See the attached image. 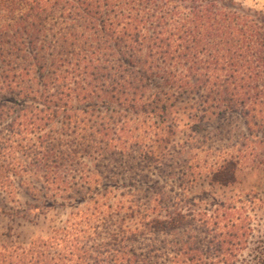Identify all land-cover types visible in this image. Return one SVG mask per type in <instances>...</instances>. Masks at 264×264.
I'll return each instance as SVG.
<instances>
[{
  "label": "trees",
  "instance_id": "trees-1",
  "mask_svg": "<svg viewBox=\"0 0 264 264\" xmlns=\"http://www.w3.org/2000/svg\"><path fill=\"white\" fill-rule=\"evenodd\" d=\"M195 97L204 106L198 122L208 112L225 118L264 105V12L235 0H0L4 191L12 192L13 178L31 176L56 199L84 191V201L99 206L113 191L94 192L101 174L82 160L124 156L135 147L154 156L173 134L167 125L171 107ZM239 165V155L224 159L211 169L213 183L234 182ZM114 194L113 212L123 219L116 233H108L113 243H102L95 228L70 239L66 225L60 231L66 248L45 249L41 264L53 258L142 262L137 258L149 260L152 250L136 251L129 241L182 227L185 214L142 208L133 186ZM155 202L164 203V193ZM185 247L178 255L205 264L197 248Z\"/></svg>",
  "mask_w": 264,
  "mask_h": 264
},
{
  "label": "rangeland",
  "instance_id": "rangeland-1",
  "mask_svg": "<svg viewBox=\"0 0 264 264\" xmlns=\"http://www.w3.org/2000/svg\"><path fill=\"white\" fill-rule=\"evenodd\" d=\"M235 2L264 12V0ZM197 100L185 99L171 107L167 125L173 134L154 156H145L135 147L124 156L82 160L83 167L101 174L99 182L92 184L94 192L113 191L114 197L101 200L99 206L84 201V191L73 192L66 200L56 199L31 176L13 178L12 192L0 188V264H28L30 258L41 264L45 249L66 248L60 232L66 225L72 230L70 239L95 228L102 234V243H113L108 233H116L115 226L123 219V213L118 217L113 212L117 211L114 193H127L132 186L142 208L163 206L170 213L186 215L181 228L129 241L136 251L141 247L153 252L149 260L140 257L142 262L133 260V264H190L178 255L181 245L197 248L205 264H264V105H249L247 115L230 113L225 118L211 117L208 112L198 122L204 106L197 105ZM195 124L197 133L192 131ZM144 130V126L139 128V133ZM235 155H239L240 165L234 182L213 183L211 169ZM161 193L164 203L155 202ZM71 263L75 262L50 261Z\"/></svg>",
  "mask_w": 264,
  "mask_h": 264
}]
</instances>
